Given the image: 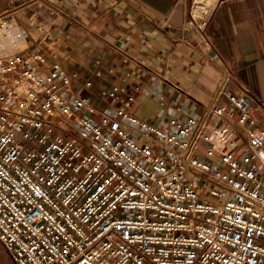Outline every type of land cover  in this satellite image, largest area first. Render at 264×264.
<instances>
[{"label": "built area", "instance_id": "obj_1", "mask_svg": "<svg viewBox=\"0 0 264 264\" xmlns=\"http://www.w3.org/2000/svg\"><path fill=\"white\" fill-rule=\"evenodd\" d=\"M201 3L190 13L211 48ZM6 15L0 242L14 264H264V125L250 93L223 85L225 100L158 126L114 84L109 114Z\"/></svg>", "mask_w": 264, "mask_h": 264}, {"label": "crops", "instance_id": "obj_2", "mask_svg": "<svg viewBox=\"0 0 264 264\" xmlns=\"http://www.w3.org/2000/svg\"><path fill=\"white\" fill-rule=\"evenodd\" d=\"M195 1L0 0V15L22 28L28 51L58 59L70 88L100 111L114 114L118 100L106 93L118 84L133 93L137 117L165 126L225 100V85L254 97L264 125V0H206L211 48L190 13Z\"/></svg>", "mask_w": 264, "mask_h": 264}, {"label": "rangeland", "instance_id": "obj_3", "mask_svg": "<svg viewBox=\"0 0 264 264\" xmlns=\"http://www.w3.org/2000/svg\"><path fill=\"white\" fill-rule=\"evenodd\" d=\"M200 1L203 2V0H200ZM199 17H196V18L198 19ZM0 264H14L10 256L5 251L1 242H0Z\"/></svg>", "mask_w": 264, "mask_h": 264}, {"label": "bare ground", "instance_id": "obj_4", "mask_svg": "<svg viewBox=\"0 0 264 264\" xmlns=\"http://www.w3.org/2000/svg\"><path fill=\"white\" fill-rule=\"evenodd\" d=\"M203 6V3H201L199 0H196L193 4L192 12L195 17H199L201 15V7Z\"/></svg>", "mask_w": 264, "mask_h": 264}]
</instances>
